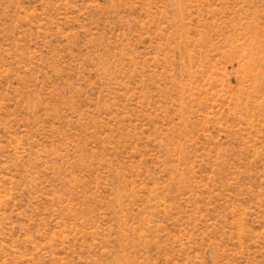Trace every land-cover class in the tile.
Returning <instances> with one entry per match:
<instances>
[{"label":"rangeland","instance_id":"obj_1","mask_svg":"<svg viewBox=\"0 0 264 264\" xmlns=\"http://www.w3.org/2000/svg\"><path fill=\"white\" fill-rule=\"evenodd\" d=\"M0 264H264V0H0Z\"/></svg>","mask_w":264,"mask_h":264}]
</instances>
